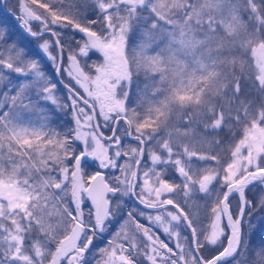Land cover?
I'll return each instance as SVG.
<instances>
[{
    "label": "snow or ice",
    "instance_id": "6c2138e0",
    "mask_svg": "<svg viewBox=\"0 0 264 264\" xmlns=\"http://www.w3.org/2000/svg\"><path fill=\"white\" fill-rule=\"evenodd\" d=\"M0 7V264H264V0Z\"/></svg>",
    "mask_w": 264,
    "mask_h": 264
},
{
    "label": "trees",
    "instance_id": "16d2710c",
    "mask_svg": "<svg viewBox=\"0 0 264 264\" xmlns=\"http://www.w3.org/2000/svg\"><path fill=\"white\" fill-rule=\"evenodd\" d=\"M0 13H1V15L3 14L7 19L11 20V18H9V17L7 16V14L3 12V10L1 9V7H0ZM3 15H2V16H3ZM262 232H264V225H261V231H260V233H259L258 235H260V236H264V234H261Z\"/></svg>",
    "mask_w": 264,
    "mask_h": 264
},
{
    "label": "rangeland",
    "instance_id": "374dc122",
    "mask_svg": "<svg viewBox=\"0 0 264 264\" xmlns=\"http://www.w3.org/2000/svg\"><path fill=\"white\" fill-rule=\"evenodd\" d=\"M14 3V0H9V4H13ZM3 15V14H2ZM1 13H0V19H4L6 18L4 15L2 16ZM7 19V18H6ZM261 234H264V232H262Z\"/></svg>",
    "mask_w": 264,
    "mask_h": 264
},
{
    "label": "water",
    "instance_id": "95a60500",
    "mask_svg": "<svg viewBox=\"0 0 264 264\" xmlns=\"http://www.w3.org/2000/svg\"><path fill=\"white\" fill-rule=\"evenodd\" d=\"M4 11H7L5 8L1 7Z\"/></svg>",
    "mask_w": 264,
    "mask_h": 264
}]
</instances>
